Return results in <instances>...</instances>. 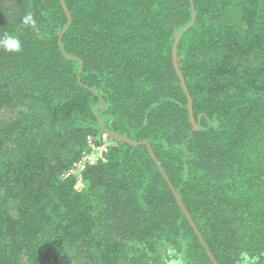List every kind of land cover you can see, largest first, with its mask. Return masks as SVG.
Returning <instances> with one entry per match:
<instances>
[{"label":"trees","instance_id":"trees-1","mask_svg":"<svg viewBox=\"0 0 264 264\" xmlns=\"http://www.w3.org/2000/svg\"><path fill=\"white\" fill-rule=\"evenodd\" d=\"M6 31L0 264H264V0H0ZM104 131L136 145L78 191Z\"/></svg>","mask_w":264,"mask_h":264},{"label":"built area","instance_id":"built-area-1","mask_svg":"<svg viewBox=\"0 0 264 264\" xmlns=\"http://www.w3.org/2000/svg\"><path fill=\"white\" fill-rule=\"evenodd\" d=\"M99 142L91 136L86 137L85 149L82 151L79 159H77L66 171V178H75L76 180L81 181L83 174L87 169L96 166L100 161L105 162L106 159L104 154L108 151V148L112 143L107 138L106 134H103V136L100 137Z\"/></svg>","mask_w":264,"mask_h":264},{"label":"clouds","instance_id":"clouds-1","mask_svg":"<svg viewBox=\"0 0 264 264\" xmlns=\"http://www.w3.org/2000/svg\"><path fill=\"white\" fill-rule=\"evenodd\" d=\"M24 28L31 30L37 29V20L31 12L26 13L20 20ZM0 51L9 54H18L23 52V44L18 35L12 32H4L0 35ZM259 257L250 256L247 253H242L239 259V264H258Z\"/></svg>","mask_w":264,"mask_h":264},{"label":"water","instance_id":"water-1","mask_svg":"<svg viewBox=\"0 0 264 264\" xmlns=\"http://www.w3.org/2000/svg\"><path fill=\"white\" fill-rule=\"evenodd\" d=\"M62 3H63V2H62ZM175 61H176V60L174 59V62H175ZM175 67H176V69H177V72L180 74V72H179V70H178V67H177V65H176V62H175ZM181 81H182V79H181ZM182 84H183V81H182ZM183 85H184V84H183ZM189 109H190V111H191V103H190V102H189ZM190 117H191V122H192V124L194 125V120H193L192 114L190 115ZM104 134L110 135V136H112V137H114V138H116V139H118V140L125 141V142H127V143H129V144H131V145H136V143L131 142V141H129L128 139H126L125 137H121V136H119V135H117V134H115V133H112V132L110 133V132H108V131H104ZM163 175H164V174H163ZM175 196H176L177 200L179 201V204L182 205V204H181V201L179 200V197H178V195H177L176 193H175ZM183 211L186 213V211H185L184 208H183ZM186 215H187V220H188V222L190 223L191 227L196 231V228H195V226H194L192 220L190 219L189 215H188L187 213H186ZM196 235H197L199 241L201 242L202 246L204 247V249L206 250V252H207L208 255L210 256V258L213 260V258H212V256H211V254L209 253V251H208V249H207V247H206V245H205V243H204V241H203L201 235H200L197 231H196ZM213 262H214V264H216L214 260H213Z\"/></svg>","mask_w":264,"mask_h":264},{"label":"rangeland","instance_id":"rangeland-1","mask_svg":"<svg viewBox=\"0 0 264 264\" xmlns=\"http://www.w3.org/2000/svg\"><path fill=\"white\" fill-rule=\"evenodd\" d=\"M76 181H77V190L79 191L82 187V183H81L82 180L81 181L76 180Z\"/></svg>","mask_w":264,"mask_h":264}]
</instances>
